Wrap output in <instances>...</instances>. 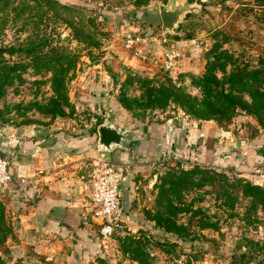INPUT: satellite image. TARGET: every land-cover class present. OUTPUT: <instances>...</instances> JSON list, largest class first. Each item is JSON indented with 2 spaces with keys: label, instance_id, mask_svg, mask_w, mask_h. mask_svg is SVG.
<instances>
[{
  "label": "rangeland",
  "instance_id": "obj_1",
  "mask_svg": "<svg viewBox=\"0 0 264 264\" xmlns=\"http://www.w3.org/2000/svg\"><path fill=\"white\" fill-rule=\"evenodd\" d=\"M78 1L0 0V159L10 164L29 140L93 138L94 150L63 162L91 195L93 160L121 150H100L99 126L121 120L147 136L123 168L137 224L103 240L106 257L92 264H264V197L252 189L264 179L174 141L203 121L264 139V0ZM176 4L192 9L170 33L162 11ZM143 36L152 46L138 55ZM171 47L181 52L173 72L162 62ZM11 196L0 187V264H73Z\"/></svg>",
  "mask_w": 264,
  "mask_h": 264
},
{
  "label": "crops",
  "instance_id": "obj_2",
  "mask_svg": "<svg viewBox=\"0 0 264 264\" xmlns=\"http://www.w3.org/2000/svg\"><path fill=\"white\" fill-rule=\"evenodd\" d=\"M117 123L123 124L121 120H117ZM156 129L158 124L154 122L149 132L154 134ZM192 129H189V134H183V138L174 140L176 143L181 142L183 151L189 146L191 150L196 149L197 158L202 162L230 164L257 177L264 175L263 138L258 136L250 141L234 139L230 132L204 121L197 123ZM133 133L137 143L133 152L139 151V155L143 156L147 136H142L137 130ZM152 134L148 136L149 140ZM5 143L9 145L11 142ZM90 144L89 138L72 139L68 143L57 141L49 146L42 144V140H29L24 145L14 146L15 156L9 164V171L13 176L9 183L11 200L28 214L27 219H30L32 229L39 233L44 242L54 241L67 247L70 252L69 261L73 264L97 263L99 256L106 257L102 245L105 238L100 234L99 224L87 217L90 181L82 183L76 175H64L68 166L63 165V162L70 157V152L75 154L74 158L79 157L76 152H81L82 156L94 150ZM108 157L121 163L119 165L125 169L132 159L130 151L127 150H116ZM141 168L142 166H134L130 174ZM134 183L132 176H124L123 204L127 227L131 229L137 224L131 220L128 208V201L134 199L136 194Z\"/></svg>",
  "mask_w": 264,
  "mask_h": 264
},
{
  "label": "built area",
  "instance_id": "obj_3",
  "mask_svg": "<svg viewBox=\"0 0 264 264\" xmlns=\"http://www.w3.org/2000/svg\"><path fill=\"white\" fill-rule=\"evenodd\" d=\"M148 37H138L135 43L134 39H129L127 46L130 48L134 43L136 46V54H142V45L150 47L152 44L148 42ZM164 41H167L164 38ZM149 44V46H148ZM162 62L164 67L173 72L178 62L181 60V52L178 48L162 52ZM93 169L91 173L92 194L90 195V206L88 207V220L97 222L100 227V234L103 238H111L117 231L124 230L127 227L126 211L123 204V167L114 161L100 157L93 160ZM89 167V166H88ZM260 180L264 179V175H260ZM13 179L9 171V163L5 159H0V187L6 186Z\"/></svg>",
  "mask_w": 264,
  "mask_h": 264
},
{
  "label": "water",
  "instance_id": "obj_4",
  "mask_svg": "<svg viewBox=\"0 0 264 264\" xmlns=\"http://www.w3.org/2000/svg\"><path fill=\"white\" fill-rule=\"evenodd\" d=\"M191 9L178 4L165 6L162 11L165 30L170 33L176 32L181 19ZM98 131L99 148L103 152H111L116 147L127 151L135 149L134 133L118 123L107 121L99 126Z\"/></svg>",
  "mask_w": 264,
  "mask_h": 264
},
{
  "label": "trees",
  "instance_id": "obj_5",
  "mask_svg": "<svg viewBox=\"0 0 264 264\" xmlns=\"http://www.w3.org/2000/svg\"><path fill=\"white\" fill-rule=\"evenodd\" d=\"M58 3H60V4H63V5H68L69 3H72V4H76L77 5V3H79V2H81V1H78V2H76V0H56ZM147 1V0H146ZM79 4H81V5H86V4H83V3H79ZM92 10L93 11H95V12H97V10H96V6H94V7H92ZM151 22H154V21H151ZM8 50V48H1L0 47V54H2V53H4V52H6ZM162 117V116H161ZM207 118H213V117H207ZM156 121V120H155ZM122 124V123H121ZM98 136V135H97ZM96 136V137H97ZM86 138H88V137H83V139H86ZM93 138H91V139H89L90 141L92 140ZM252 189H255V190H257L260 194H262L263 195V197H264V189H262V188H258L257 186H254ZM261 195V196H262ZM263 200V204H264V198L262 199Z\"/></svg>",
  "mask_w": 264,
  "mask_h": 264
}]
</instances>
